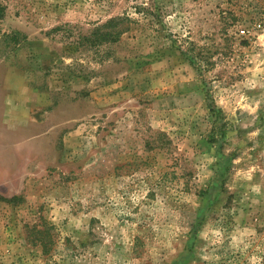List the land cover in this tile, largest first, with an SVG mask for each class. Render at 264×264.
I'll return each mask as SVG.
<instances>
[{"label": "rangeland", "instance_id": "1", "mask_svg": "<svg viewBox=\"0 0 264 264\" xmlns=\"http://www.w3.org/2000/svg\"><path fill=\"white\" fill-rule=\"evenodd\" d=\"M0 5V264H264V0Z\"/></svg>", "mask_w": 264, "mask_h": 264}, {"label": "trees", "instance_id": "2", "mask_svg": "<svg viewBox=\"0 0 264 264\" xmlns=\"http://www.w3.org/2000/svg\"><path fill=\"white\" fill-rule=\"evenodd\" d=\"M3 12H4V7L2 5H0V17L3 16ZM118 19L120 20L121 18H118ZM117 26H118V24H117ZM120 34H122V31H121V29H118L115 32H106V33L102 34L101 36H102V38L104 40L109 39V40L117 41V39L120 36ZM21 198L22 197H20V196H13L12 198H5V200H7L9 202H14V201L21 200ZM51 242H52V240H51ZM42 245L44 247V252H48V249H47V246H48L47 241H42Z\"/></svg>", "mask_w": 264, "mask_h": 264}, {"label": "built area", "instance_id": "3", "mask_svg": "<svg viewBox=\"0 0 264 264\" xmlns=\"http://www.w3.org/2000/svg\"><path fill=\"white\" fill-rule=\"evenodd\" d=\"M243 32H245V31H243Z\"/></svg>", "mask_w": 264, "mask_h": 264}]
</instances>
